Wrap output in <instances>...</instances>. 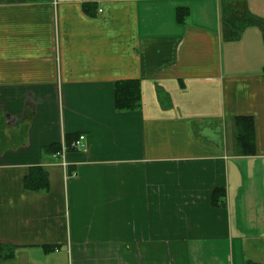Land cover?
<instances>
[{
  "label": "crops",
  "instance_id": "1",
  "mask_svg": "<svg viewBox=\"0 0 264 264\" xmlns=\"http://www.w3.org/2000/svg\"><path fill=\"white\" fill-rule=\"evenodd\" d=\"M0 129V264H264V0H0Z\"/></svg>",
  "mask_w": 264,
  "mask_h": 264
},
{
  "label": "trees",
  "instance_id": "2",
  "mask_svg": "<svg viewBox=\"0 0 264 264\" xmlns=\"http://www.w3.org/2000/svg\"><path fill=\"white\" fill-rule=\"evenodd\" d=\"M181 15V14H180ZM179 15V16H180ZM139 85L137 82L126 81L119 82L115 86V105L118 111L132 110L137 106L139 101ZM237 143L240 148L246 154L254 153V129L251 119L242 118L237 120ZM1 132V129H0ZM79 136L71 135L65 137L66 149L71 148V144L78 139ZM60 145L52 146L46 150L52 151L53 154L61 152ZM48 180L46 173L40 167L31 168L28 176L24 179V188L30 192H43L47 190ZM220 193L219 189H216L212 194V204L217 206L215 200L217 194ZM5 254V255H3ZM13 257L11 249H6L0 246V261H6Z\"/></svg>",
  "mask_w": 264,
  "mask_h": 264
},
{
  "label": "built area",
  "instance_id": "3",
  "mask_svg": "<svg viewBox=\"0 0 264 264\" xmlns=\"http://www.w3.org/2000/svg\"><path fill=\"white\" fill-rule=\"evenodd\" d=\"M84 139H85L84 136L79 135L78 139L75 140V141L71 144V148H70V149H73V150H75V151H80L81 148L83 147ZM60 149H61V152L58 153L57 155L63 157L64 152H65V149H64V148H60ZM62 166L65 167L66 164L63 162V163H62Z\"/></svg>",
  "mask_w": 264,
  "mask_h": 264
},
{
  "label": "rangeland",
  "instance_id": "4",
  "mask_svg": "<svg viewBox=\"0 0 264 264\" xmlns=\"http://www.w3.org/2000/svg\"><path fill=\"white\" fill-rule=\"evenodd\" d=\"M0 135H2V130H1V132H0ZM3 255H5V254H3ZM0 262H2V261H0Z\"/></svg>",
  "mask_w": 264,
  "mask_h": 264
}]
</instances>
